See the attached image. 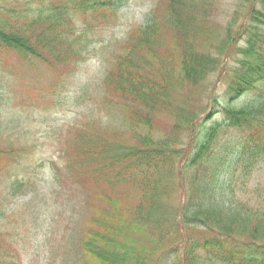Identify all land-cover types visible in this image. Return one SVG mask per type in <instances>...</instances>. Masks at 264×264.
<instances>
[{
    "label": "trees",
    "instance_id": "obj_1",
    "mask_svg": "<svg viewBox=\"0 0 264 264\" xmlns=\"http://www.w3.org/2000/svg\"><path fill=\"white\" fill-rule=\"evenodd\" d=\"M61 1L59 6L56 0H0V68L9 55L27 66L72 63L74 29L85 23L87 11H115L109 0ZM217 1L164 0L160 14L158 6L128 39L106 82L128 107L136 106L130 128L120 112L121 122H97L96 132L88 131L90 126L71 130L74 141L63 151L66 170L83 191L88 185L92 201L76 264H148L156 253L149 243L162 250L164 264H264V210L252 207V198L262 195L249 185L264 156V10L257 9L256 0H239V25L228 22L223 40L206 43L207 52L196 50L199 38L207 36L197 19L212 18ZM163 30L174 34L171 47ZM217 42L224 46H214ZM171 48L174 57L162 52ZM236 58L241 60L234 74L223 73L224 60ZM217 72L227 78L224 106L213 115L208 107L200 112L194 108L201 95L195 90ZM28 82L24 87L17 81L22 90ZM3 90L0 103L5 100L10 111L14 96ZM176 94L185 97L176 101ZM161 115L173 118V129L190 140L177 147L178 138L160 137L153 122ZM49 172L58 186L65 180L53 162ZM22 184L13 183V197L23 193ZM1 249L0 244V257ZM177 255L183 260L177 262Z\"/></svg>",
    "mask_w": 264,
    "mask_h": 264
},
{
    "label": "rangeland",
    "instance_id": "obj_2",
    "mask_svg": "<svg viewBox=\"0 0 264 264\" xmlns=\"http://www.w3.org/2000/svg\"><path fill=\"white\" fill-rule=\"evenodd\" d=\"M109 2L113 4L114 12L110 9L104 11L107 8L87 11L89 17L84 20L85 23H80L74 29L72 39L75 40L74 50L77 52L75 60L71 61L76 63L74 69H69L72 63L47 66L31 61V66H27L19 64L18 58L13 55L7 56L5 66L0 68V91L4 92L3 89L8 88L14 96L10 111L5 108V100L0 103V151L7 152V155H0V212H3L0 217V244L3 252L0 264H76L81 257L84 234L82 226L92 213L87 203L92 201L89 191H86L88 185L83 191L79 179L66 170L68 157L63 151L69 147L67 141H74L72 129L90 126L88 131L92 128L96 132L97 127L93 124L97 122L98 126L100 122L106 124L110 120L121 122L123 114L120 112L126 114L129 123L130 113L136 112V106L130 103L128 107L106 82V77L110 70L114 71L113 63L126 53L128 39L145 25L150 13L156 11L155 8L159 6L157 12L160 14L165 6L164 0ZM254 3L258 10H264V0H256ZM62 4L61 0L55 2V5ZM92 4L94 2L90 1L89 5ZM241 7L239 0H218L217 12L215 13V8L212 18L197 19V27L205 31L207 36L199 38L195 49L207 52L210 49L206 43L215 42L216 39L223 40L227 34L228 22L237 21V26L239 25L241 19L236 17V12ZM93 11L96 12L92 15ZM96 18L97 21L94 22ZM162 32L167 47H171L173 44L168 42L174 41V34L169 30ZM233 41L239 47L243 45L238 37ZM214 46L224 45L217 42ZM162 52H171L174 57L176 50L171 48ZM212 54L216 57L213 49ZM240 60L225 59L222 63L223 73L233 75L240 66ZM13 65H16L14 69ZM64 72L69 76H61ZM226 80L217 72L207 83L196 88V94L201 95L194 108L200 109V112L209 108L207 112H212V115L219 112L224 106ZM17 81L24 87L29 81V88L22 90ZM152 81L157 82L154 78ZM33 93L37 97V93L41 94V98L33 97ZM210 96H215L214 103L212 99L208 100ZM181 97H185V94L174 95L176 101ZM245 99L246 97L242 101ZM207 116L204 115L205 118ZM153 124H157L160 137L178 138L177 147L190 140L181 129H173L174 119L170 116L161 115L154 119ZM128 126L130 128V123ZM128 129L127 126L121 127V131H126V134L129 133ZM197 132L199 133V129ZM74 153L76 155V151ZM51 162L64 172L62 175L65 180L60 186L51 180ZM257 166L255 177L249 185L252 191L257 186V194L263 196L264 156ZM17 180L24 182L23 193L13 197L11 186ZM262 196L252 198L255 202L253 208L264 210ZM149 244V248H155L156 253L151 256V261L147 260L148 264H164V260L161 262L162 250ZM174 256L171 258L174 259ZM180 256L182 255H177V262L183 260L184 257Z\"/></svg>",
    "mask_w": 264,
    "mask_h": 264
}]
</instances>
